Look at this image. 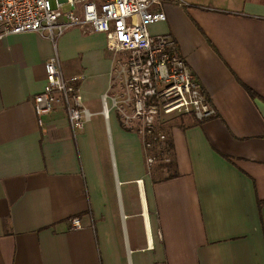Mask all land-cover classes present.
Returning <instances> with one entry per match:
<instances>
[{
  "label": "crops",
  "instance_id": "1",
  "mask_svg": "<svg viewBox=\"0 0 264 264\" xmlns=\"http://www.w3.org/2000/svg\"><path fill=\"white\" fill-rule=\"evenodd\" d=\"M156 10L167 21L150 34L172 37L216 110L163 125L173 152L158 167L114 104L124 85L104 34L0 41V264H264V0ZM55 55L80 78L81 130L63 106L36 116Z\"/></svg>",
  "mask_w": 264,
  "mask_h": 264
},
{
  "label": "built area",
  "instance_id": "2",
  "mask_svg": "<svg viewBox=\"0 0 264 264\" xmlns=\"http://www.w3.org/2000/svg\"><path fill=\"white\" fill-rule=\"evenodd\" d=\"M163 2L0 0V41L11 35L36 33L55 42L73 28L104 34L107 50L118 58L115 74L124 85V97L114 104L118 109L131 107V116L126 118L140 125L145 139L152 137L158 142L161 154L167 140L160 132L166 116L190 115L199 121L216 116L188 63L176 52L172 37L150 34L152 25L167 21L166 13L156 10ZM45 70L46 87L33 102L40 125L45 116L63 106L72 129H83L87 112L78 88L80 78H66L57 55L46 63ZM145 146L147 151L153 148L150 141H145ZM169 157L163 152L161 158L169 162ZM155 162V157L148 156L149 164ZM71 224L73 230L82 229L78 218Z\"/></svg>",
  "mask_w": 264,
  "mask_h": 264
},
{
  "label": "trees",
  "instance_id": "3",
  "mask_svg": "<svg viewBox=\"0 0 264 264\" xmlns=\"http://www.w3.org/2000/svg\"><path fill=\"white\" fill-rule=\"evenodd\" d=\"M160 132H162L163 134H165L166 137H167V140L165 141L164 150L161 152V154L158 152L159 144H158L157 141H154L152 139V137L145 139L146 142L150 141V143L153 145V148L151 150H148V154H149L148 156L149 157H155V159H157L159 157V155L160 156H163V152L164 153H169V155H171L172 152H173V143H172L171 138L168 136V134L166 133V131H164L163 128L160 130ZM157 133H159V131H157L156 134ZM152 154H154V155H152ZM162 159L163 158H161L160 160H162ZM175 176H176L175 174L174 175H171L170 178H173ZM260 205H261V203H260Z\"/></svg>",
  "mask_w": 264,
  "mask_h": 264
},
{
  "label": "rangeland",
  "instance_id": "4",
  "mask_svg": "<svg viewBox=\"0 0 264 264\" xmlns=\"http://www.w3.org/2000/svg\"><path fill=\"white\" fill-rule=\"evenodd\" d=\"M179 116H185V115H170V116H166L165 119L167 123H164V125H166V129L168 128V126H170L172 123L175 122V120H177L179 118ZM178 121V120H177ZM154 155V154H152ZM162 156L159 155V157L156 159V162L154 163L156 167L158 166H163L165 164H169L168 162H164L161 159ZM170 160H171V157H170ZM171 162V161H170ZM155 167V168H156Z\"/></svg>",
  "mask_w": 264,
  "mask_h": 264
}]
</instances>
